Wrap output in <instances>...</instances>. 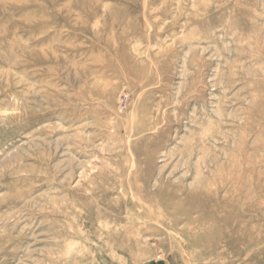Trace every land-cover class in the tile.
Segmentation results:
<instances>
[{
    "label": "rangeland",
    "instance_id": "1",
    "mask_svg": "<svg viewBox=\"0 0 264 264\" xmlns=\"http://www.w3.org/2000/svg\"><path fill=\"white\" fill-rule=\"evenodd\" d=\"M0 264H264V0H0Z\"/></svg>",
    "mask_w": 264,
    "mask_h": 264
}]
</instances>
